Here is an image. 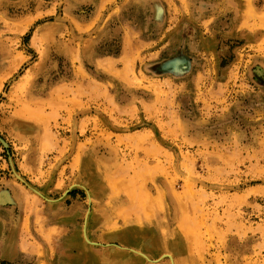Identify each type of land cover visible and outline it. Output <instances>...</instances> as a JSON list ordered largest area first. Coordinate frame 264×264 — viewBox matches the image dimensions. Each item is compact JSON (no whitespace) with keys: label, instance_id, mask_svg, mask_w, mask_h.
I'll list each match as a JSON object with an SVG mask.
<instances>
[{"label":"rangeland","instance_id":"rangeland-1","mask_svg":"<svg viewBox=\"0 0 264 264\" xmlns=\"http://www.w3.org/2000/svg\"><path fill=\"white\" fill-rule=\"evenodd\" d=\"M3 238L0 264H264V0H0Z\"/></svg>","mask_w":264,"mask_h":264},{"label":"crops","instance_id":"crops-1","mask_svg":"<svg viewBox=\"0 0 264 264\" xmlns=\"http://www.w3.org/2000/svg\"><path fill=\"white\" fill-rule=\"evenodd\" d=\"M119 237L123 239L122 236ZM20 251H23L21 244L18 243L17 245L12 246L7 238L0 239V257L13 259Z\"/></svg>","mask_w":264,"mask_h":264}]
</instances>
